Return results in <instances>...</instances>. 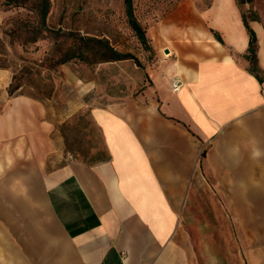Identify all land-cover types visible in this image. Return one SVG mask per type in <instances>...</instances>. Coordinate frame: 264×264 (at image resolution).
Returning <instances> with one entry per match:
<instances>
[{"label":"crops","instance_id":"crops-1","mask_svg":"<svg viewBox=\"0 0 264 264\" xmlns=\"http://www.w3.org/2000/svg\"><path fill=\"white\" fill-rule=\"evenodd\" d=\"M186 5L154 25L153 46L171 55L154 72L155 100L91 109L105 161L72 158L44 101L10 95L11 73L0 70V199L12 215L30 205L39 247L59 250L63 264H264V227L233 219L239 240L226 245L231 220L203 182L232 171L264 180V81L248 69L243 10L237 0ZM249 24L264 72L262 16ZM209 140L226 146L204 156Z\"/></svg>","mask_w":264,"mask_h":264},{"label":"rangeland","instance_id":"rangeland-1","mask_svg":"<svg viewBox=\"0 0 264 264\" xmlns=\"http://www.w3.org/2000/svg\"><path fill=\"white\" fill-rule=\"evenodd\" d=\"M42 1L45 0H0V70H8L14 84L21 85L18 92L44 101L48 116L57 124L72 158L86 164L100 162L108 151L91 109L111 108L116 104L143 105L155 100L151 99L156 93L152 87L153 75L157 69H162L164 60L171 57L170 52L165 53L162 48L156 50L155 46L147 49L140 42L129 25L125 0H48L45 26L35 8ZM247 1L240 4V8L248 17L260 14L264 22V0ZM211 2L133 0L137 18L149 30L150 39L156 22L178 7L187 4L183 9L189 6L194 9V4L205 7ZM33 27L46 30L37 41L28 42L24 32ZM55 31L105 39L116 50L135 57L93 64L72 58L61 63L60 59L76 44ZM223 146L225 142H203V155L206 156L210 148L216 150ZM207 177L203 181L205 186H209L208 182L212 186L213 182L223 204L224 217L231 220L229 229L234 234L225 235L226 245L239 240V228L234 226L233 219L256 228L264 227V180H255L253 172L249 171ZM28 206L26 214L16 211L12 215L10 203L0 199V264H24L25 261L27 264H63L59 262V250L48 248L46 242L39 247L34 232L35 218ZM45 215L46 223L52 224V217L48 212ZM45 217L43 215V219ZM14 220L16 226L12 227ZM241 239L253 243L252 236ZM257 239L264 240V234Z\"/></svg>","mask_w":264,"mask_h":264},{"label":"trees","instance_id":"trees-1","mask_svg":"<svg viewBox=\"0 0 264 264\" xmlns=\"http://www.w3.org/2000/svg\"><path fill=\"white\" fill-rule=\"evenodd\" d=\"M15 1H21V0H15ZM246 2L248 1L247 0H241V1L237 0L239 7H240V4L246 3ZM49 6L50 5H49L48 0L39 2V4L35 6L38 13H40L43 26H45V21L49 14L48 13ZM125 11L127 12L129 25L130 27H132V29L137 34L140 42H142L143 45L147 49L153 48V45L150 42L151 39L148 37V29L142 26L140 20L137 18V15L134 11L133 0H125ZM258 19H259L258 13H255V14L253 13V15L248 17L245 11H243V22L246 25L248 32H249V36H250L249 48L247 50V53L245 54L246 58L249 60L248 69L257 77V79L261 83L264 81V72L263 70L259 68V59L257 55V51H258L257 34L254 28L251 26V24H249L250 20H258ZM43 30H46V29H42V28L37 29L35 27H33L32 29L28 28V30L24 32L26 41L28 42L37 41L40 35L43 33ZM55 33L62 34L63 37L74 41L76 44V46L72 48V50H70L68 53L65 54V56L62 59H60L61 63L69 62L72 60V58H78L86 63L89 62L93 64V63L103 62V61H119V60L135 57L133 55H130L129 53H122L116 50L114 46H112V44L109 43L108 40H105V39H99V38L92 37V36L86 37V36L76 34L74 32L61 33V31H55ZM214 33L216 32L214 31ZM216 38L223 43V40L217 33H216ZM136 62H138L139 65H141L138 59L136 60ZM20 88H21L20 84H14V81L11 80L10 85L8 87V93L10 95L19 93L18 90ZM109 157H110V154L108 153L105 158L101 159V161H105Z\"/></svg>","mask_w":264,"mask_h":264},{"label":"built area","instance_id":"built-area-1","mask_svg":"<svg viewBox=\"0 0 264 264\" xmlns=\"http://www.w3.org/2000/svg\"><path fill=\"white\" fill-rule=\"evenodd\" d=\"M181 86H182V80L179 76H175L173 79H172V82H171V87L173 88V90L175 92H178L181 90Z\"/></svg>","mask_w":264,"mask_h":264},{"label":"clouds","instance_id":"clouds-1","mask_svg":"<svg viewBox=\"0 0 264 264\" xmlns=\"http://www.w3.org/2000/svg\"><path fill=\"white\" fill-rule=\"evenodd\" d=\"M253 155H254V156H259L260 153H259V152H255Z\"/></svg>","mask_w":264,"mask_h":264},{"label":"bare ground","instance_id":"bare-ground-1","mask_svg":"<svg viewBox=\"0 0 264 264\" xmlns=\"http://www.w3.org/2000/svg\"><path fill=\"white\" fill-rule=\"evenodd\" d=\"M16 206L18 207V206H20V204L18 205L17 203H15V205H14V209H16Z\"/></svg>","mask_w":264,"mask_h":264}]
</instances>
